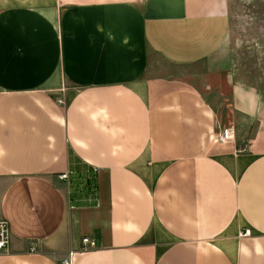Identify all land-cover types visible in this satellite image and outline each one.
I'll return each mask as SVG.
<instances>
[{
  "label": "crops",
  "instance_id": "0c3cea01",
  "mask_svg": "<svg viewBox=\"0 0 264 264\" xmlns=\"http://www.w3.org/2000/svg\"><path fill=\"white\" fill-rule=\"evenodd\" d=\"M235 1L0 0V264H264L262 138L217 142L186 81Z\"/></svg>",
  "mask_w": 264,
  "mask_h": 264
},
{
  "label": "rangeland",
  "instance_id": "374dc122",
  "mask_svg": "<svg viewBox=\"0 0 264 264\" xmlns=\"http://www.w3.org/2000/svg\"><path fill=\"white\" fill-rule=\"evenodd\" d=\"M230 30L218 57L209 66H195L186 81L205 95L220 125L233 129L234 141L243 152L257 134L264 145V0H236ZM213 69L219 70L213 74ZM232 86L255 94L257 112L250 121L235 123Z\"/></svg>",
  "mask_w": 264,
  "mask_h": 264
},
{
  "label": "built area",
  "instance_id": "2783aa9c",
  "mask_svg": "<svg viewBox=\"0 0 264 264\" xmlns=\"http://www.w3.org/2000/svg\"><path fill=\"white\" fill-rule=\"evenodd\" d=\"M61 103V101H57ZM215 139L219 143H228L234 141V131L231 127H222L220 124L217 123L216 125V132H215ZM93 171H97L96 168H93ZM70 172L62 173L58 177L60 180L68 181L70 179ZM251 235V231L249 229L245 230L244 232L239 233V238H247ZM81 244L84 250H90L96 247V243L94 240H91L87 237L82 238ZM10 246V230L8 223L0 219V253L7 252ZM37 247L36 244H31L30 252H36ZM71 255L69 254L67 259L62 260L61 264H71Z\"/></svg>",
  "mask_w": 264,
  "mask_h": 264
}]
</instances>
